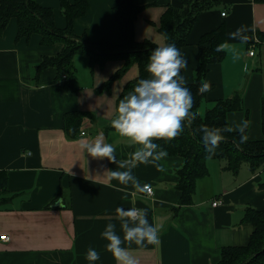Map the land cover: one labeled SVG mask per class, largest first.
Segmentation results:
<instances>
[{"label": "crops", "instance_id": "obj_1", "mask_svg": "<svg viewBox=\"0 0 264 264\" xmlns=\"http://www.w3.org/2000/svg\"><path fill=\"white\" fill-rule=\"evenodd\" d=\"M54 11L55 26L66 27L60 0H36ZM75 0H70L74 3ZM83 16L75 18L74 33L91 43L121 44L114 0H87ZM144 10L135 21V39L165 44L157 24L167 6L177 0H134ZM225 12V16H223ZM154 23V24H152ZM225 29V58L209 65L205 79L213 85L206 95V112L214 101L239 94L242 108L227 114L228 126L248 120V140H261L264 111V3L254 0H218L216 6L199 14L189 34L187 49L192 63L184 70L191 83L198 65V43L205 33ZM241 26L248 40L230 34ZM18 22L12 18L0 36V171L7 173V192L0 199V264H89V247L100 252L96 264H116L100 232L109 222L120 231L116 208L147 209L163 225L159 241L142 244L124 242L141 264H216L222 249L248 244L254 226L244 220L248 208L264 209V168L251 170L243 163L238 171L227 169V161L206 158L207 175L197 180L192 203L181 205L177 185L184 166L180 155H166L160 163L136 161L132 172L153 194L138 192L131 183L108 179L106 169L118 164L87 155L79 140L91 141L103 132L115 147L117 160L129 161L136 145L119 137L111 127L117 100L124 87L138 76V66L116 80L110 93L97 94L123 64L109 60L91 65L86 55H76L77 82L68 87L56 82L57 70L45 69L36 79V67L44 56H52L62 44L43 46L41 36L17 39ZM260 47L259 54L254 50ZM254 50V55L249 54ZM85 111L79 133L65 134L63 118L73 111ZM203 114V115H204ZM151 159V157H149ZM123 170V169H121ZM219 200L218 206L213 202ZM8 235L9 241H3Z\"/></svg>", "mask_w": 264, "mask_h": 264}, {"label": "trees", "instance_id": "obj_2", "mask_svg": "<svg viewBox=\"0 0 264 264\" xmlns=\"http://www.w3.org/2000/svg\"><path fill=\"white\" fill-rule=\"evenodd\" d=\"M176 5L167 6L159 23L156 25L159 33L165 38V43H173L181 50L188 44L189 34L199 14L214 8L218 0H177ZM255 3H264V0H254ZM60 5L66 17V27L59 29L55 26L54 11L41 6L36 0H0V36H2L9 21L16 18L18 22L17 39H29L32 34L41 36L43 46H53L61 43L62 49L52 56H44L36 67V79L47 68L57 70L56 82H64L68 87H73L77 82V71L74 64L76 55H86L90 58L91 65L96 63L103 66L108 60H123L124 65L117 70L105 83L96 88L97 94L110 93L112 84L122 78L133 65L138 66V76L130 81L123 89L120 96L135 85L140 78L149 76L146 71L148 56L157 45L150 40L138 42L135 39V21L144 10L134 0H114L113 11L119 25L121 44H112L106 41L91 43L84 36L74 33L73 23L75 18L85 14L87 0H60ZM154 24V23H152ZM155 25V24H154ZM225 29H218L205 33L198 43V65L192 84L198 92L199 109L205 101L208 92H200L201 79H205L209 65L220 63L225 58ZM217 50L218 46H221ZM65 76V79L63 77ZM119 96V98H120ZM118 98V100H119ZM117 100V104H118ZM242 108V98L235 94L231 98L214 101L213 106L200 113L194 120H190L187 128L176 137L165 136L156 143L169 149L167 155H180L184 159V166L178 172V190L181 192V205L192 203L195 184L201 177L207 175L206 158L225 159L227 169L238 171L243 163H248L251 170L264 168V137L261 140H247L239 142V132H225L224 139L219 143L213 153L206 151L201 140V125L208 127L228 126L227 114ZM85 111H73L65 114L63 128L65 134L73 138L82 128L85 118L90 117ZM262 130L264 134V111L262 115ZM7 173L0 171V193L7 192ZM264 187V184H262ZM7 199H0V204ZM244 220L254 226L250 240L245 246H229L222 249L221 260L216 264H264V209L248 208Z\"/></svg>", "mask_w": 264, "mask_h": 264}, {"label": "clouds", "instance_id": "obj_3", "mask_svg": "<svg viewBox=\"0 0 264 264\" xmlns=\"http://www.w3.org/2000/svg\"><path fill=\"white\" fill-rule=\"evenodd\" d=\"M248 29L241 26L230 35L241 42L247 41ZM221 46H218L217 50ZM192 63V56L187 49L181 51L173 43H165L154 47L146 64L147 77L136 81L131 90L120 96L116 106V115L110 124L119 137L127 138L130 144L136 145L135 151L130 153L129 161L117 160L115 147L106 142L103 132L98 133L91 141L79 140L80 148L89 156L96 159H107L110 163L118 164L116 169H106L108 179H115L121 184L131 183L136 191L148 192L147 184L141 185L132 172L134 162L160 163L166 167L162 157L168 154L167 147L160 146L156 141L161 138L179 136L199 115L198 92L191 83L189 73L184 70ZM200 92H208L211 84L201 79ZM248 120H241L235 125L240 133L239 142L248 140L246 129ZM233 131L232 126L208 127L201 125V140L206 151L213 153L224 139V133ZM151 157V159H149ZM123 169V170H121ZM116 215L120 219V231H116L114 223H107L100 232V237L106 241L105 250L112 253L116 264H141L139 257L131 255L130 248L124 242L142 244L149 239L159 241L162 236L163 225L154 219L147 209L136 207H117ZM89 264H96L100 259V252L89 247L85 253Z\"/></svg>", "mask_w": 264, "mask_h": 264}, {"label": "built area", "instance_id": "obj_4", "mask_svg": "<svg viewBox=\"0 0 264 264\" xmlns=\"http://www.w3.org/2000/svg\"><path fill=\"white\" fill-rule=\"evenodd\" d=\"M225 12H223V16H225ZM249 54L251 55V56H253L254 55V51L253 50H250L249 51ZM63 79H65V76L63 77ZM149 187H150V191H148V192H146L148 195H152L153 194V188L149 185ZM221 204V202L219 201V200H215L214 202H213V206H218V205H220ZM1 239L3 240V241H9V237H8V235H2L1 236Z\"/></svg>", "mask_w": 264, "mask_h": 264}, {"label": "rangeland", "instance_id": "obj_5", "mask_svg": "<svg viewBox=\"0 0 264 264\" xmlns=\"http://www.w3.org/2000/svg\"><path fill=\"white\" fill-rule=\"evenodd\" d=\"M254 50L257 52V55H258V54H259L260 47H259V46H256ZM254 50H253V51H254ZM87 57H88V56H87ZM74 58H75V57H74ZM88 58H89V57H88ZM89 60H90V58H89ZM117 60H119V59H117ZM108 61H109V60H108ZM106 62H107V61H106ZM123 65H124V64H123ZM128 71H129V70H128ZM205 105H206V102H204V103L202 104V107L205 106ZM203 114H204V113H201L202 116H203Z\"/></svg>", "mask_w": 264, "mask_h": 264}]
</instances>
